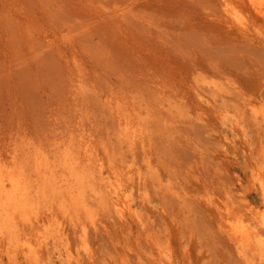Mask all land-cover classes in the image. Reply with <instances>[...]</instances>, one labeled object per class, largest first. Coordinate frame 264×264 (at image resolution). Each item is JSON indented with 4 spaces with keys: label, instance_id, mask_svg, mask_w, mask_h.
Listing matches in <instances>:
<instances>
[{
    "label": "rangeland",
    "instance_id": "obj_1",
    "mask_svg": "<svg viewBox=\"0 0 264 264\" xmlns=\"http://www.w3.org/2000/svg\"><path fill=\"white\" fill-rule=\"evenodd\" d=\"M263 7L0 0V161L34 181L39 159L70 153L97 191L86 185V211L41 200L19 222L35 259L0 239V264H264L227 217L264 211ZM109 183L133 205L125 217Z\"/></svg>",
    "mask_w": 264,
    "mask_h": 264
},
{
    "label": "bare ground",
    "instance_id": "obj_2",
    "mask_svg": "<svg viewBox=\"0 0 264 264\" xmlns=\"http://www.w3.org/2000/svg\"><path fill=\"white\" fill-rule=\"evenodd\" d=\"M224 1L225 3H227V0ZM249 1L253 6L261 7L260 9H262V6L264 5V0H249ZM225 6L227 8V12L229 14L231 13V15L234 16V19L238 20L239 24L244 26L245 23L244 21L238 18L237 11L230 9L229 8L230 6L228 4H226ZM128 126L129 125L126 124L127 130H128ZM72 155L70 153H67V156L64 157L62 161L58 158V161L59 160L61 161L60 164L51 162L50 161L51 159H47L48 157L39 159L36 163L34 162L35 163L34 167L31 166L33 169L32 172H34L36 175L34 181H31L29 179L31 177L27 176V173L24 168L25 165L21 166L17 164L15 162L16 160L14 162L13 161L6 162L5 164L0 161V239L6 240L5 242L7 244V251L10 252L9 253L10 255H15L17 251L21 250L22 252L25 253L26 259H30V260L35 259L37 252L34 249V247L22 235V232L19 228V224H20L19 222L21 221L32 222V216L38 209L41 202L43 203V201L45 202L51 200L52 198H55V199H61L63 200L64 203H66V201L70 199L71 201L77 203V206H79L80 209L85 211L87 210L84 200V198H86L84 197V189L86 185L88 187H91L92 192L95 193L97 192L95 190V186H94L95 184H93V181L91 180L92 174L94 173L89 172V170H93V169H89V170L87 168L85 169L86 165L84 166L83 169V167H81V164L77 160L79 156L75 158L74 156L72 157ZM41 156L43 157V155ZM56 157H58V155ZM59 166L61 167L62 170L61 173L62 176L60 177L56 176L57 168L59 169ZM28 169L29 168H27L26 170L29 171ZM87 179L91 181L88 182ZM254 181H256V184L259 186V191L264 203V180L258 177L257 175H255ZM114 184H116V182ZM114 184L112 183H109L108 185L106 184L107 188L108 187L111 188L110 202L116 213L121 217H125L126 213L132 210L133 205L130 204L129 199L126 197L125 194H121V190H119V188L117 187L114 188ZM61 206L64 209L65 213H68L67 209H65L66 206L65 205H61ZM252 216L253 217L251 219H244L243 217L240 216L233 218V215L230 212L227 213L228 220L230 221L229 233L231 234V237L235 242L236 246L241 250L242 253L251 252L259 259H262L264 257V240L261 238L260 232L258 231L260 230V227L264 228V211L262 213L256 212V214ZM75 220L73 219V221ZM37 221H41V220H37ZM83 234H85V231H83Z\"/></svg>",
    "mask_w": 264,
    "mask_h": 264
}]
</instances>
